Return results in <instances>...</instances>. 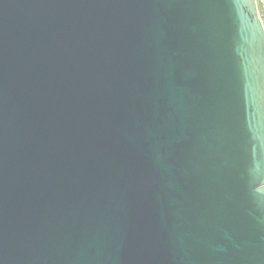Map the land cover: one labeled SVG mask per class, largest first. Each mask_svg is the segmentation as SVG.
<instances>
[{"label": "water", "instance_id": "water-1", "mask_svg": "<svg viewBox=\"0 0 264 264\" xmlns=\"http://www.w3.org/2000/svg\"><path fill=\"white\" fill-rule=\"evenodd\" d=\"M0 264H264L255 0H0Z\"/></svg>", "mask_w": 264, "mask_h": 264}, {"label": "built area", "instance_id": "built-area-1", "mask_svg": "<svg viewBox=\"0 0 264 264\" xmlns=\"http://www.w3.org/2000/svg\"><path fill=\"white\" fill-rule=\"evenodd\" d=\"M255 1L257 5L258 16L262 24V27L264 29V0H255Z\"/></svg>", "mask_w": 264, "mask_h": 264}]
</instances>
